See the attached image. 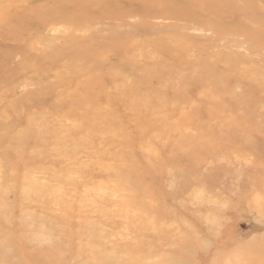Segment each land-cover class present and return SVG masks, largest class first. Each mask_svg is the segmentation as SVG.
Segmentation results:
<instances>
[{
    "label": "rangeland",
    "instance_id": "rangeland-1",
    "mask_svg": "<svg viewBox=\"0 0 264 264\" xmlns=\"http://www.w3.org/2000/svg\"><path fill=\"white\" fill-rule=\"evenodd\" d=\"M0 264H264V0H0Z\"/></svg>",
    "mask_w": 264,
    "mask_h": 264
}]
</instances>
